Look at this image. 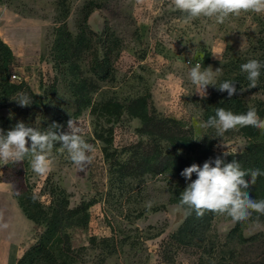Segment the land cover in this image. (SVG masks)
Segmentation results:
<instances>
[{"label":"rangeland","instance_id":"rangeland-1","mask_svg":"<svg viewBox=\"0 0 264 264\" xmlns=\"http://www.w3.org/2000/svg\"><path fill=\"white\" fill-rule=\"evenodd\" d=\"M66 7L69 14L63 19L61 12ZM185 15L174 9L172 0H0V38L14 54L10 77L13 80L12 75L16 74L14 81H25L28 85V89L2 105L0 113L40 131L46 115L53 111L65 114L77 120L85 140L93 146L90 153L93 160L83 171L68 158L67 152L59 153L61 146L53 147L51 170L43 175L36 174L26 158L15 167L22 170V176L12 174L8 179L4 177L6 165L0 162V186L7 187L18 201L21 182L32 186L45 204L51 201V184L67 191L71 206L83 200H95L88 227L71 230L73 248L86 247L79 264H195L202 252L212 255L216 264H264V222L258 220L241 222L245 237L256 235L245 243L228 236L238 222L218 215L210 231L217 249L210 253L209 247L172 246L169 236L186 216L180 204L170 201L176 177L146 174L120 182L117 174L114 175V163L104 156L105 143L97 136L98 132L108 135L112 127L110 151L118 149L125 160L130 153L123 152L124 147L142 139L137 131L140 120L125 114L109 122L89 109L76 116L74 98L55 66V30L65 21L74 35L85 32L89 39L80 61L83 75L96 86L93 91L96 101L113 97L127 101L147 92L150 106L177 119L186 129L193 128L194 138L205 132L211 136L215 130H205L200 125L204 122L205 100L215 87L209 85L207 96L201 98L197 87L190 82L189 73L195 67L192 63L203 60L201 70L209 66L213 71L221 68L222 74L217 77L219 85L226 64L237 58L247 61L260 57L264 53V13H242L223 25L206 18L185 24ZM206 52L210 54L207 62ZM106 54L111 59V75L102 80L93 74V65L96 58ZM188 60L192 63L187 64ZM21 93L29 97L35 93L43 99L40 104L20 107L15 99ZM239 93L250 105L264 101V72L256 88ZM240 127L226 132L223 138L204 136L198 142L204 146L212 144L222 152H241L248 140ZM68 131L66 126L65 132ZM148 202H152L151 208L146 206ZM3 209L2 203L0 211ZM3 218L1 214L0 222ZM16 223L17 220H12L15 230L12 246L16 255L7 248L0 249V259L8 256L12 258L10 264L14 263L13 256L19 259L44 230L30 219L24 229ZM106 237L110 240L105 241ZM19 239L21 242H16ZM114 245L115 252L109 253Z\"/></svg>","mask_w":264,"mask_h":264},{"label":"trees","instance_id":"trees-1","mask_svg":"<svg viewBox=\"0 0 264 264\" xmlns=\"http://www.w3.org/2000/svg\"><path fill=\"white\" fill-rule=\"evenodd\" d=\"M69 14V8L62 9L61 15L65 19ZM110 31V27H106ZM114 38V34L112 36ZM88 37L85 32L74 35L64 21L55 30L53 42V56L55 66L66 79L68 90L75 101V115H80L89 109L92 113H99L109 122L121 119L125 114L131 118H138L141 122L137 129L142 139L130 146L124 147L123 152L129 151L127 159H121V152L118 149L110 151L113 147V128L108 129V135L103 132L97 133L100 140L105 143L103 147L104 156L111 160L114 165V175L123 182L125 178H138L146 174H170L176 177L171 186L170 201L180 204V193L186 187L188 181L180 175L184 168L190 167L193 163L203 166V163L211 160L213 166L217 156L224 152L214 149L212 144L204 146L194 140L193 128L186 129L177 119L167 117L159 112L154 106H150V93L128 98L121 101L115 97L96 101L93 91L96 89L93 81L86 78L82 73L81 56L87 44ZM210 54L205 53V61L209 60ZM14 54L11 47L0 38V108L15 94L28 89L25 81L17 83L11 79V65ZM251 59H235L226 64L224 75L219 83L226 80L233 81L237 88V94L229 98L227 92H220L215 87L214 93L205 100L202 119L205 121L215 115L217 108H224L234 114H245L250 108H255L260 119H264V101L258 100L254 105L248 104L239 89L247 87L249 81L247 74L242 73L240 66ZM264 64V53L256 58ZM203 63V60H202ZM93 74L106 79L111 75V59L109 54L96 58L93 65ZM264 68L261 69L260 78H263ZM34 104H40L43 99L35 93H30ZM69 117L65 114L53 111L43 121L41 130L48 131L53 123L62 125L59 131L65 132ZM17 122L12 117H6L0 113V129L6 134ZM243 136L248 140L246 148L241 152H227L229 155L224 158L226 163L236 160L240 163L241 169L248 172L246 179H250V171L260 169L264 172V132L252 126L240 127ZM146 138V140H145ZM30 141L29 145L30 146ZM54 147H60L59 143ZM182 150L181 154H177ZM17 164H8L4 169V177L20 178L22 170L16 169ZM192 179H196L193 174ZM250 197L255 200H264V175L259 176L254 185L246 190ZM51 201L45 204L39 196L33 192L32 186L19 185L17 197L20 206L26 216L37 225L44 227L38 240L27 249L18 259L16 264H79L80 254L86 247L75 249L72 245L71 230L75 228H87L90 222V208L95 200H83L76 206H71L70 196L67 191L56 184L49 187ZM186 216L179 227L170 234L169 242L176 248L209 247L210 253L217 249L210 231L214 219L218 216L212 212H206L203 217H197L194 210L183 207ZM190 212V214H189ZM250 220L264 222V215L252 213ZM230 238H237L239 243L253 240L256 235L245 237L242 223L238 222L229 232ZM95 244L96 238H91ZM109 241V238H105ZM115 252V245L109 253ZM167 256V255H166ZM170 260V259H166ZM195 264H216L212 255L200 254Z\"/></svg>","mask_w":264,"mask_h":264},{"label":"clouds","instance_id":"clouds-1","mask_svg":"<svg viewBox=\"0 0 264 264\" xmlns=\"http://www.w3.org/2000/svg\"><path fill=\"white\" fill-rule=\"evenodd\" d=\"M174 9L186 14L184 23L189 24L197 19L206 18L217 25H223L230 18L240 17L242 13H264V0H172ZM215 55V54H213ZM216 56V55H215ZM264 64L256 59H251L240 66L242 73L247 74L249 81L247 88H240L239 92L257 87ZM222 74V69L212 70L211 66L201 70L197 64L189 73L190 82L197 87L201 98L207 96V87L212 85L220 92H227L231 98L237 94V88L233 81L226 80L217 84V77ZM15 101L20 107L30 106L33 101L27 94L21 93ZM69 131L62 132V125L53 123L48 131H40L33 127H27L23 121L18 122L12 129L4 133L0 129V162L3 165L19 164L26 158L32 170L43 175L51 170L53 162V147L59 143L60 154L67 152L68 158L77 165L81 171L85 165L93 160V146L89 144L83 135V129L77 124V120L70 118L67 121ZM237 126H252L264 132V119H260L255 108H250L245 114H234L224 108H217L215 115L209 117L200 127L214 129V134L209 136L207 132L198 138L200 141L204 136L210 139L223 138L226 132L235 130ZM29 141L30 146L29 145ZM178 150L177 154H181ZM229 154L224 152L211 160L203 163L201 167L193 163L180 173L188 181L184 190L180 193V206H186L194 210L197 217H203L206 212L230 217L233 222L248 220L252 213L264 215V200H255L246 191L254 185L259 176L264 175L260 169L250 171L249 175L241 169L240 163L233 160L226 163L224 158ZM195 174L196 179H192ZM152 207V202L146 205ZM190 214V212H189Z\"/></svg>","mask_w":264,"mask_h":264},{"label":"crops","instance_id":"crops-1","mask_svg":"<svg viewBox=\"0 0 264 264\" xmlns=\"http://www.w3.org/2000/svg\"><path fill=\"white\" fill-rule=\"evenodd\" d=\"M0 202L3 203V207L6 211H0V217L1 214L4 215L3 220L0 222V249L7 248L10 250V252L16 255L14 252L12 242L14 239V231L12 227V220H17V225H19L22 229L27 226L28 224V217L22 210L19 201L13 197V195L10 193V190L7 189V187L0 186ZM0 203V204H2ZM7 219V220H6ZM25 232V230H24ZM21 239L17 240L16 242H21ZM13 249V250H12ZM13 256L14 263H17L18 256ZM22 256V255H21ZM19 256V258L21 257ZM12 258L6 257L4 260L1 256L0 264H10Z\"/></svg>","mask_w":264,"mask_h":264},{"label":"built area","instance_id":"built-area-1","mask_svg":"<svg viewBox=\"0 0 264 264\" xmlns=\"http://www.w3.org/2000/svg\"><path fill=\"white\" fill-rule=\"evenodd\" d=\"M192 62L190 60L187 61V64H191ZM194 66H196L197 64H199L200 66L202 65V62L201 61H195L192 63ZM12 78L13 80L17 78V75L16 74H13L12 75Z\"/></svg>","mask_w":264,"mask_h":264}]
</instances>
